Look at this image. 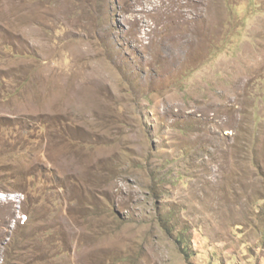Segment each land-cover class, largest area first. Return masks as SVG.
<instances>
[{"label": "rangeland", "instance_id": "374dc122", "mask_svg": "<svg viewBox=\"0 0 264 264\" xmlns=\"http://www.w3.org/2000/svg\"><path fill=\"white\" fill-rule=\"evenodd\" d=\"M0 264H264V0H0Z\"/></svg>", "mask_w": 264, "mask_h": 264}, {"label": "trees", "instance_id": "16d2710c", "mask_svg": "<svg viewBox=\"0 0 264 264\" xmlns=\"http://www.w3.org/2000/svg\"><path fill=\"white\" fill-rule=\"evenodd\" d=\"M178 241H179V242H182V241H183V237H182V235L179 237ZM183 244H184L185 246H188V247L190 246V242H189V241H188V242H184ZM188 247H187V248H188ZM187 248H186V247H183V252H184V254H187V253H186V249H187Z\"/></svg>", "mask_w": 264, "mask_h": 264}]
</instances>
